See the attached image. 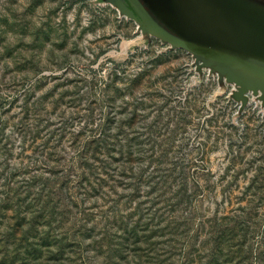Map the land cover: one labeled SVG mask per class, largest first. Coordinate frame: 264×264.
Instances as JSON below:
<instances>
[{"label":"rangeland","instance_id":"1","mask_svg":"<svg viewBox=\"0 0 264 264\" xmlns=\"http://www.w3.org/2000/svg\"><path fill=\"white\" fill-rule=\"evenodd\" d=\"M140 1L264 67L205 0ZM217 67L109 0H0V264H264V102L231 79L264 81Z\"/></svg>","mask_w":264,"mask_h":264},{"label":"water","instance_id":"2","mask_svg":"<svg viewBox=\"0 0 264 264\" xmlns=\"http://www.w3.org/2000/svg\"><path fill=\"white\" fill-rule=\"evenodd\" d=\"M126 1L129 3L136 17L133 18L128 14L124 12L123 13L129 18L134 19L142 28H144L155 38L175 48L182 49L194 56H198L206 60H202L205 65H207V63H205L207 61L212 62L216 65L230 67L234 70L247 74L250 77L264 81V67L228 53L178 39L167 33L154 21L140 0ZM205 1L208 4L213 5L222 17L218 19L217 16L213 15H201L203 18L209 20V17H215L217 20L225 24L226 27H231L233 30H240L239 35L244 38V41H248L257 47L264 49V13L253 12L252 10H249L240 4L238 0ZM209 68L211 70H215L211 67ZM236 76L239 78V80L232 78L231 81H233V83L238 87L239 91L243 92L245 90H252L253 92H259L261 100L264 102V84H260L249 77H243L237 74Z\"/></svg>","mask_w":264,"mask_h":264},{"label":"trees","instance_id":"3","mask_svg":"<svg viewBox=\"0 0 264 264\" xmlns=\"http://www.w3.org/2000/svg\"><path fill=\"white\" fill-rule=\"evenodd\" d=\"M111 3H113L114 5H116L122 12L128 14L129 16L135 18L136 15L135 13L133 12L132 8L130 7L129 3L126 1V0H109ZM201 60H204L198 56H195ZM206 61V60H204ZM207 65L213 69H215L217 72H219V69L217 67L216 64L212 63V62H206Z\"/></svg>","mask_w":264,"mask_h":264}]
</instances>
